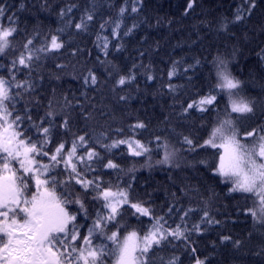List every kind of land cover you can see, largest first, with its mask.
<instances>
[{"label": "trees", "instance_id": "trees-1", "mask_svg": "<svg viewBox=\"0 0 264 264\" xmlns=\"http://www.w3.org/2000/svg\"><path fill=\"white\" fill-rule=\"evenodd\" d=\"M0 7L6 13L0 22L7 27L12 17L17 28L13 50L0 56V78L9 80L15 75L17 81L32 85L30 91L14 89L20 95L13 114L25 117L24 135L33 141L42 139L32 125L48 127L53 117L47 114L52 112L55 127L50 128L47 150L64 142L67 151L77 136L84 135L88 149L103 158L91 162L95 170L87 173L88 178H97L102 187L113 191L127 189L130 200L164 217L165 227L182 226L187 239L169 237L154 247L150 264L170 260L176 264H197L198 260L203 264H264V224L254 221L247 211L255 206L254 199L230 193V184L215 174L219 150L199 147L226 115L227 95L218 96L216 111L200 112L193 107L184 112L189 102L215 87L219 58L242 82L240 95L254 103V114L237 119L239 130L264 124V0H0ZM133 7L138 11L133 12ZM121 8L126 9L123 15ZM88 14L93 19L86 21L87 29L78 30L75 25ZM237 15L242 19L237 20ZM53 35L64 47L37 52ZM29 39L33 44L28 48L39 59L32 61L31 70L18 64L13 69L12 61L26 53ZM90 73L96 76L95 85L84 83ZM122 76L135 78L121 86L117 81ZM65 118L70 131L63 127ZM137 122L145 128L133 131ZM157 136L161 138L158 151ZM185 136L192 139L194 150L183 143ZM129 138L145 144L151 141L153 151L134 157L126 145L103 147ZM164 143L174 153L171 167L157 163L163 160ZM85 151L78 148V154ZM108 160L120 167H105ZM28 191H34V183ZM70 191L71 198H79L87 209L85 218L78 204L67 205L84 226L80 228L83 236L95 214L107 209L93 199L91 188L85 192L73 184ZM132 211L127 205L121 208L122 223L141 232L150 228L148 217H140V223Z\"/></svg>", "mask_w": 264, "mask_h": 264}, {"label": "snow or ice", "instance_id": "snow-or-ice-1", "mask_svg": "<svg viewBox=\"0 0 264 264\" xmlns=\"http://www.w3.org/2000/svg\"><path fill=\"white\" fill-rule=\"evenodd\" d=\"M188 7H192L191 2ZM125 11V8H121L120 14L123 15ZM132 11L136 12L138 9L133 7ZM5 16L4 8L0 7V17ZM92 19L93 16L88 14L86 20L82 18L75 27L86 30V21ZM236 19L240 20L242 17L237 15ZM16 33L12 17H8L7 27L0 22V56L13 50ZM32 44L31 39L27 40L24 45L27 51L21 52L12 61L13 69L18 64L31 70L32 61L39 59L28 48ZM63 47V42L53 35L49 43L36 51L57 52ZM103 47L107 48L106 42ZM216 64L215 87L199 99L189 102L184 107V112L193 107L200 112H207L209 109L216 111L218 96L227 95L226 115L218 120L208 139L199 147L219 150L215 153L218 156L215 174L222 177L223 182L230 184V193L254 199L255 206L247 210L248 214L257 223L264 224V124L245 132L239 130L237 119L254 114V103L240 95L238 90L242 89V82L232 75L226 62L218 58ZM173 74L171 72L169 76ZM134 78L122 76L117 83L123 86ZM84 83L95 85L96 76L90 73ZM31 88V84L17 81L15 75L9 80L0 78V264H150L149 253L154 254V247H160L165 241H169V237L187 239L181 225L165 227L164 217H156L149 207L130 200L127 189L113 191L111 187H102L97 178H88L87 173L95 170L91 162L94 159L99 162L103 158L94 149H88L84 135L77 136L67 151L64 142L56 144L51 151L47 150L52 139L50 128L55 127L52 112L47 114L53 117V120L48 121V127L32 125L42 134V139L33 141L31 136H25V117L19 113L13 114L16 98L20 95L14 89L30 91ZM26 118L29 121L32 119L28 114ZM63 127L70 131L67 118L63 120ZM143 128L145 124L137 122L133 131ZM160 140L157 136V151L161 146ZM151 143L145 144L129 138L114 140L103 147L107 150L126 145L132 156L140 157L153 151ZM183 143L189 146V150H194L193 141L189 137H183ZM162 146L165 149L163 160L157 163L171 167L174 153L167 151V143ZM78 148L86 151L78 154ZM78 165H83V168ZM104 166L109 169L120 167L112 160H108ZM65 173L66 178L61 180L60 177ZM33 183L34 191L29 192V185ZM73 184L80 185L85 192L91 188L93 199L102 202L101 209H107L106 212L95 214V219L83 236L80 228L84 226L77 223V215L67 207L76 203L79 211L84 213L85 218L88 217L84 203L79 198H71L70 189ZM58 188H62L59 193ZM125 205L134 210L131 215L138 221L140 217H148L150 228L141 232L122 223L124 213L121 208ZM208 222L219 223L216 220ZM94 238L99 242L94 243ZM168 264L176 262L170 260ZM197 264L203 262L198 260Z\"/></svg>", "mask_w": 264, "mask_h": 264}]
</instances>
